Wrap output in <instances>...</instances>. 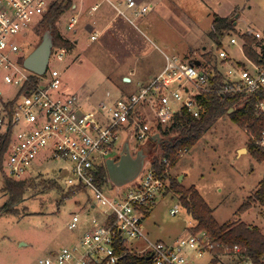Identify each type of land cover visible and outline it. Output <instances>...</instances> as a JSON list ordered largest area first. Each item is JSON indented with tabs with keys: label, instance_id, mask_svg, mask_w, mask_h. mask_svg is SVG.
Returning <instances> with one entry per match:
<instances>
[{
	"label": "built area",
	"instance_id": "1",
	"mask_svg": "<svg viewBox=\"0 0 264 264\" xmlns=\"http://www.w3.org/2000/svg\"><path fill=\"white\" fill-rule=\"evenodd\" d=\"M53 1L0 0V80L12 88L8 96L0 89V140L8 143L2 170L11 179L23 180L31 178L30 168L38 161L61 159L67 165L59 173L67 175L69 191H89L92 196L68 224L75 232L70 244L40 259L39 264H120L125 254L146 257L151 264H200L212 252L213 239L205 229L196 230L195 220L172 241H153L145 231L150 210L168 190L165 175L170 174V161L160 156L164 173L149 164L137 182L113 195L106 192L116 188L107 161L120 152L123 133L143 143L160 134V123H172L183 110L201 118L207 112L204 98L210 94L252 100L254 116L264 122V28L247 25L239 33L228 34L226 40L225 34L220 45L207 52L210 60L165 53L163 69L138 91L84 108L76 94L58 93L63 83L60 69L48 64L45 73L36 74L23 65L25 44L19 35L35 28ZM127 6L135 10L132 16L116 8L133 24L148 9L136 10L135 0ZM76 22L72 17L68 28L73 30ZM96 37V33L91 36ZM246 38L253 39L251 46L259 59L247 55ZM67 52L65 47L53 46L51 56L62 61ZM246 131L264 149V130L260 139ZM95 201L107 207L99 210L100 217L92 215V210L99 209ZM170 213L177 215L180 210L173 208ZM82 215L91 216L83 229ZM234 250L241 248L235 245ZM248 263L253 264L252 260Z\"/></svg>",
	"mask_w": 264,
	"mask_h": 264
},
{
	"label": "rangeland",
	"instance_id": "2",
	"mask_svg": "<svg viewBox=\"0 0 264 264\" xmlns=\"http://www.w3.org/2000/svg\"><path fill=\"white\" fill-rule=\"evenodd\" d=\"M60 1L54 0L53 3ZM203 1L210 6V16L206 13ZM171 3L173 6L151 8L147 16L153 25L151 31L141 22L135 21L137 29L127 24L122 29V36L111 37L112 34L107 33L109 38L103 37L97 41L91 40L90 34L82 28V22L76 25V33L70 30L68 23L72 18L71 11L63 12L57 22L60 33L71 41H78L62 61L51 56L49 67L60 69L62 75L63 83L58 93L76 94L83 107L89 108L90 103L96 100H114L122 96L121 91L127 93L138 90L136 87H126L122 77L127 76V73L122 71L123 68L134 66V62L141 67L155 64L159 56L162 57L159 62L163 63V53L189 57L201 55L202 45H214L209 35L213 29L211 21L214 13L221 15L227 12L228 18L235 19V28L226 33V39L228 34L239 33L247 25L264 28V0H171ZM43 32V26L38 23L35 28L20 33V41L25 44V56L40 43ZM137 45L140 47L138 54L149 55L139 58L135 56L125 63L127 54L133 52ZM155 45L161 49L162 54ZM227 48L231 50L228 45ZM237 53L240 57V52ZM0 89L4 96L12 92L11 86L2 80ZM108 91L110 96L106 95ZM160 124L162 128H168L171 123ZM125 138L123 133L119 149ZM249 141L250 135L246 129L225 115L217 119L202 138L181 155L177 164L170 169V174L184 187L197 188L214 210L213 214L219 223L244 222L264 232L263 205L256 204L243 213L237 212L264 178V163L252 156ZM140 144L146 142L131 140L134 152ZM152 152L162 155L160 148ZM65 165L67 163L61 159L35 163L28 175L35 180L36 186L27 189L23 199L12 205L17 209L15 213H7L4 208L8 201L4 190L7 176L0 170V264H39L40 259L69 245L74 238L75 232L68 229V224L74 213L83 212L92 196L89 191L74 194L69 191L67 175L59 173V169ZM48 183L54 186L49 187ZM127 187L129 185L120 189H106V192L113 195L117 190H126ZM94 203L99 209L92 210V215L100 217L99 210L107 207L100 201ZM173 208H178L180 213L172 215L170 211ZM90 219L91 216L82 215V229ZM191 219L194 220L188 215L179 197L168 190L150 210L145 220V231L153 241L176 240ZM239 253L234 250L220 255L215 264H246V259ZM207 256L200 259L199 263L213 264L208 262Z\"/></svg>",
	"mask_w": 264,
	"mask_h": 264
},
{
	"label": "trees",
	"instance_id": "3",
	"mask_svg": "<svg viewBox=\"0 0 264 264\" xmlns=\"http://www.w3.org/2000/svg\"><path fill=\"white\" fill-rule=\"evenodd\" d=\"M71 6V0H61L51 4L48 12L41 20L44 32L51 28L54 46L65 47L72 50L75 47L74 41L65 38L57 27V22L61 14ZM214 32L212 37L220 42V38L225 36L235 28V19L214 16ZM43 32V34H44ZM42 34V35H43ZM42 39V38H41ZM245 50L249 57L254 60L259 59L256 51L252 48L253 39L246 38ZM211 59L212 56H207ZM209 59V60H210ZM207 112L199 119L193 118L185 110L177 114L168 128L159 126L162 140L159 148L162 157L170 161V169L180 160L181 155L191 149L216 122L217 119L228 115L230 119L239 127L248 130L258 139L264 130V122L259 121L254 116V106L252 100L243 101L237 95L210 94L204 98ZM233 109V111H230ZM7 141L0 140V170L2 160L7 148ZM249 150L252 156L260 163H264V149L250 138ZM156 171L161 174L165 171V165L161 162L160 156H155L152 161ZM169 179L168 190H171L178 197L183 206L192 214L197 222L196 230L205 229L213 239V259L212 262L219 261L220 255L234 251V246L238 245L241 250L239 253L246 260H252L253 264H264V232H260L257 227H249L244 222L219 223L213 209L206 202L202 194L194 186L186 188L170 174L165 175ZM36 186L35 180L31 178L15 180L6 177L4 180V190L8 195V201L4 208L7 213L17 212L12 205L19 203L27 189ZM49 187L54 186L48 183ZM261 204L264 206V178L259 182L253 194L238 208V213H243L253 205ZM120 264H151L146 257L133 254H125L121 258Z\"/></svg>",
	"mask_w": 264,
	"mask_h": 264
},
{
	"label": "crops",
	"instance_id": "4",
	"mask_svg": "<svg viewBox=\"0 0 264 264\" xmlns=\"http://www.w3.org/2000/svg\"><path fill=\"white\" fill-rule=\"evenodd\" d=\"M128 1L129 0H71V6L66 11H71L72 17L77 18L75 28L73 29L74 33H76V31H77L76 25L79 22H82L81 23L82 28H84L90 34V38L95 33L97 34V37L95 39L91 38L92 41H97L103 37L104 38L106 37V39L109 38V36H107V33H110V35L112 34L111 37L117 36V35L122 36L123 35V34H121L122 29L127 24L129 26L135 27L136 29L138 28L136 26V24L131 23L128 19H126L124 16L120 15L117 11L116 6H119L120 8L125 9L126 12L132 16L133 12L135 10L128 8V6H127ZM135 1L137 3V9L136 10H140V8L143 6L148 7L147 11L144 14H141L139 17H137L135 21H139V23L141 22L144 25V27L150 31L152 30L153 25L151 23H149L150 20L148 19L149 17H147V16H148L151 8L156 7V9H157V7H159V6H168V7H169V5L173 6V3L170 4L171 0H135ZM202 3L206 8L207 15L210 16L209 15V9H210L209 4L205 1H203ZM226 13H224V14L221 13V15L214 13V15L212 16L211 26L213 29H211V31H209V35H210L211 39L213 40L214 45L212 47L211 46L209 47V45H207L206 43L204 45H202L201 46V52L202 53H201V55H197L196 59L197 58L199 59L202 57H205L206 59H210L207 56H209L211 54H209V53L207 54V52H210L212 50L214 51L216 49V47L218 45H220L219 39L217 41L216 39H214L212 37V34H211L212 32H214L213 20H214L215 15L227 17ZM235 25H236V23H235ZM226 33L227 32H225V34ZM202 35L204 36V34H202ZM202 35L199 37V39L202 37ZM223 38H224V36H223ZM125 39H126V36H125ZM221 39L222 38H220V40ZM225 40H226V37H225ZM77 41L78 40L74 41L75 46H76ZM151 42L153 44L155 43L152 39H151ZM155 48L159 49L160 54H162L161 49L157 45H155ZM139 49H140V47L138 45H137V48H135V49L133 48L134 51L127 54L128 59H125L124 62L128 63L129 60L135 56H136V58H139L141 56L149 55V53L138 54L137 51ZM68 51H71V50H68ZM163 54H165V53H163ZM176 55H178V54H176ZM180 57L181 58H193V57L181 56V55H180ZM161 58L162 57L159 56L158 59L160 60ZM159 60L155 64L151 63L150 65L149 64L144 65V66L142 65V67L137 66L135 62H134V66H130V65L128 67L125 66L122 71L126 72L127 76L124 75L122 77V80L125 83L126 87H128L130 89H134V87H136V89H140L141 87L145 86L153 76H155L157 73H159L163 69L165 61H163V63H160ZM197 63H199V61H197ZM136 91H138V90H136ZM136 91H131V92H127V93L121 91V93H122V96H126V95H130L132 93H135ZM106 95L109 96V95H111V93L108 91L106 93ZM102 100H104V99H102ZM98 102H99V100H96V101L90 103V105L94 106V105L98 104ZM150 164H152V163H150ZM84 209H85V207L83 208V210ZM183 233H184V231H183ZM209 256H211V261H210ZM207 257H208V262L212 263L213 253L211 252L210 254H208ZM248 260H250V259H248ZM248 260L245 261L246 264H249ZM213 264H215V263H213Z\"/></svg>",
	"mask_w": 264,
	"mask_h": 264
},
{
	"label": "water",
	"instance_id": "5",
	"mask_svg": "<svg viewBox=\"0 0 264 264\" xmlns=\"http://www.w3.org/2000/svg\"><path fill=\"white\" fill-rule=\"evenodd\" d=\"M53 46V34L51 28H49L44 32L40 43L25 57L24 67L36 74L45 73ZM230 111H233V109H230ZM161 140V135L155 133L145 141L146 144H140L134 152L131 146V138H125L120 152L107 161L109 177L117 189L137 182L144 168L152 163L155 156H159L152 151L159 149Z\"/></svg>",
	"mask_w": 264,
	"mask_h": 264
},
{
	"label": "flooded vegetation",
	"instance_id": "6",
	"mask_svg": "<svg viewBox=\"0 0 264 264\" xmlns=\"http://www.w3.org/2000/svg\"><path fill=\"white\" fill-rule=\"evenodd\" d=\"M134 154V153H133Z\"/></svg>",
	"mask_w": 264,
	"mask_h": 264
}]
</instances>
